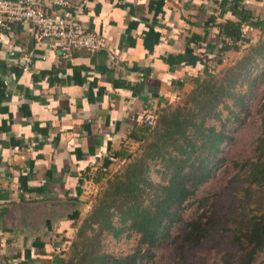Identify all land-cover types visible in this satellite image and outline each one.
Returning <instances> with one entry per match:
<instances>
[{"label": "crops", "instance_id": "obj_1", "mask_svg": "<svg viewBox=\"0 0 264 264\" xmlns=\"http://www.w3.org/2000/svg\"><path fill=\"white\" fill-rule=\"evenodd\" d=\"M107 45L60 52L31 25L0 28V263L63 264L97 189L179 104L262 32L220 33L234 0H73ZM264 20V0H239Z\"/></svg>", "mask_w": 264, "mask_h": 264}, {"label": "trees", "instance_id": "obj_2", "mask_svg": "<svg viewBox=\"0 0 264 264\" xmlns=\"http://www.w3.org/2000/svg\"><path fill=\"white\" fill-rule=\"evenodd\" d=\"M234 1L230 7L238 20L222 22L220 33L231 41L245 39V23L262 29L259 39L217 75L206 76L175 107L161 111L154 126H148L138 151L108 175L95 195L76 228L63 264H149L158 247L167 239L175 240L176 234L169 231L174 223L180 231L181 250L193 251L214 243L219 239V229L226 228L214 205L205 208L198 204L187 215L183 212L200 191L221 181L216 172L221 164L232 172L230 185L242 192L240 209L249 205L252 189L264 187L263 110L259 111V131L251 154L231 163L222 155L223 144L232 140L225 129L231 116L222 119L219 106L231 99L229 113L236 114L233 105L247 110L248 92L238 94L236 87L242 81L253 83L257 77L254 71L264 60V20L254 18L239 0ZM255 209L234 224L227 241L233 249L222 252L218 264H264L259 258L264 252V203ZM123 233L137 237L130 251L117 255L103 248L107 235L118 239Z\"/></svg>", "mask_w": 264, "mask_h": 264}, {"label": "rangeland", "instance_id": "obj_3", "mask_svg": "<svg viewBox=\"0 0 264 264\" xmlns=\"http://www.w3.org/2000/svg\"><path fill=\"white\" fill-rule=\"evenodd\" d=\"M246 48L242 51L239 57L243 55ZM220 71L221 70L214 72L212 75H217ZM254 73L257 77L253 83L242 81L238 83L236 87L238 94H243L245 91L248 92V106L246 111H240L239 106L233 105V110L236 114L229 113L227 106L233 104V100L231 99H226L225 102L219 106L222 119L228 114L231 116L225 125V129L230 132L232 137V140H228L223 144L222 155L226 162H239L241 161L240 159L251 154L252 141L258 135L259 111H264V60L259 62L258 68ZM234 117L240 118L235 119ZM216 172L221 175V181L219 183L217 182L215 186L214 183L213 186L209 187V190L200 191L193 200H191L192 205L185 209L183 213L184 215H187L194 210L198 204L205 208L214 205L219 216L223 218L226 223V228L224 230L219 229L218 231L219 239L214 241V243L201 245L193 251L181 250L180 247H178L180 245V231L176 230L177 223H174L170 226L169 231L171 232V235L176 234L173 238L175 240L171 241L170 239H167L166 242L158 247L155 251V257L149 264H218L222 252L233 249H231L227 243L228 234L232 230L234 224L241 218H244L243 214L246 212L254 213L256 211L255 208L263 205L264 187L251 190L248 198L249 205L242 210L238 206V198L242 192L236 191L235 185H230V181H228L232 172H228L227 169L224 168V164L219 165L216 168ZM206 188H208V186L204 189ZM136 241L137 237L132 233H129L128 235L123 233L118 239L107 235L103 239V248L117 255H123L136 245ZM181 255H183V259L180 258ZM259 258L264 259V252Z\"/></svg>", "mask_w": 264, "mask_h": 264}, {"label": "built area", "instance_id": "obj_4", "mask_svg": "<svg viewBox=\"0 0 264 264\" xmlns=\"http://www.w3.org/2000/svg\"><path fill=\"white\" fill-rule=\"evenodd\" d=\"M83 9V3L73 0H0V28L15 22L31 25L37 41H57L63 53L71 48L88 51L105 48L106 36L83 25ZM145 122L153 127L155 119L147 116ZM98 191L95 186L85 188L91 203Z\"/></svg>", "mask_w": 264, "mask_h": 264}]
</instances>
